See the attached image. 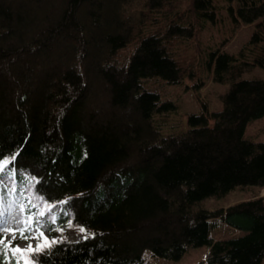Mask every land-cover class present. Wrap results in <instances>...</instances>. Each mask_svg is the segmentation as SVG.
<instances>
[{
	"label": "trees",
	"instance_id": "trees-1",
	"mask_svg": "<svg viewBox=\"0 0 264 264\" xmlns=\"http://www.w3.org/2000/svg\"><path fill=\"white\" fill-rule=\"evenodd\" d=\"M31 1L0 0V171L15 170L0 185V204L18 199L24 220L42 218L49 241L84 229L76 242L61 236L46 264H151L146 252L178 260L200 246L202 264H261L264 197L212 211L197 205L264 187V141L244 136L247 122L264 116V80L242 77L264 70V0H223L231 21L254 29L239 55H205L213 81L228 84L221 108L203 106L166 134L157 118L176 105L147 86L178 85L190 74L170 39L215 23V0ZM136 1L140 21H121L119 7ZM147 15L168 24L152 30ZM91 87L104 109L88 102ZM217 221L242 234L213 240Z\"/></svg>",
	"mask_w": 264,
	"mask_h": 264
},
{
	"label": "rangeland",
	"instance_id": "rangeland-1",
	"mask_svg": "<svg viewBox=\"0 0 264 264\" xmlns=\"http://www.w3.org/2000/svg\"><path fill=\"white\" fill-rule=\"evenodd\" d=\"M56 2L60 3L61 0H49L50 5H55ZM30 3H33V1L30 0ZM235 3L236 1H233L231 3L232 6H234ZM141 5L140 1H136L133 4L119 7L118 15L121 21L125 23H138L140 21L138 12L139 10H144ZM215 5L217 10L215 23L197 24L194 32H192V36L189 38L179 36L170 39V51H172L178 62L182 64L183 68L186 71L188 70L190 74L186 75L178 85H168L159 80H152L147 86L148 88L150 87L158 91L162 98L174 101L176 105L175 112L157 118L158 123L160 122L163 126L162 131L164 134L183 129L185 127L187 115L200 112L203 106H206L210 111L220 110V96L226 92L228 84H218L213 81L212 72L208 71L204 64L205 55L209 50L220 49L223 52L237 56L241 51H245V45L248 43L253 32V24H235L231 21L227 14V3L225 1L215 0ZM186 6V2L180 3L181 10L184 11ZM38 8L40 9V7ZM147 16L148 18L145 20L146 25L151 26L152 30L156 27L154 26L155 23H158L157 27L161 30L168 24L167 20L169 18H167V20H161L158 16ZM134 33L135 28L132 26L131 36H133ZM132 48L133 44L130 41L124 50L119 51L118 60L120 61L121 58L123 59L129 54ZM242 77L246 79L259 78L264 80V70L258 67H252L247 72H244ZM89 92H91V94H89L88 102H92L94 106L96 105L104 109L106 105L98 97L97 89L91 87ZM244 136L255 141H264V116L247 122ZM256 197H264V187H236L222 197L212 196L203 199L197 207H202L211 211L220 208L225 209L230 205ZM19 206V202L15 200H10L7 204H2L0 206V221L7 220L10 228H21L23 224L18 223V221H23V212L20 210ZM39 228L45 237V226L40 220ZM241 234L242 231L234 230L225 223L217 221L214 228L211 230L210 236L213 240H219L239 236ZM36 235L37 233L32 231L31 236L35 237ZM5 236L7 237L6 241H13V237L10 233L0 232V238ZM61 236L65 237L68 241L76 242L85 237V234L78 229H70L63 234L56 235L55 241L62 238ZM14 241L17 242V246L21 249H25L29 243L35 247L37 243V240L34 238L29 240L20 239L19 233H17V237ZM206 255V246H200L189 248L178 260L153 257L148 252L145 254V260L151 264H202L206 259ZM261 264H264V258Z\"/></svg>",
	"mask_w": 264,
	"mask_h": 264
},
{
	"label": "snow or ice",
	"instance_id": "snow-or-ice-1",
	"mask_svg": "<svg viewBox=\"0 0 264 264\" xmlns=\"http://www.w3.org/2000/svg\"><path fill=\"white\" fill-rule=\"evenodd\" d=\"M18 154H13V160L15 156ZM3 154L0 153V160H2ZM15 176L14 165L8 167L7 169L0 171V185H4L7 181L13 179ZM2 199V198H0ZM20 210L25 211V207L20 205ZM39 216H43V212H38ZM18 223L23 224L21 228H10L8 226L9 222L7 220L0 221V232L10 233L13 237V241L17 237V233H19V238L23 240L36 239L37 243L35 247L31 243L27 245L25 249H21L19 246L13 247L12 243H5L7 237L0 238V255L5 256L6 258L2 261V264H12V258H15L16 264H21V258H23V264H46V261L42 258L46 255V250H50L52 245L58 243V241L51 240L49 241L44 237L42 231L39 228V221L35 220L32 215H29L25 220L18 221ZM33 223L37 224L35 229L32 228ZM32 231H35L37 235L35 237L31 236ZM81 232L84 229H80ZM28 232L29 235H25ZM10 253V256H9Z\"/></svg>",
	"mask_w": 264,
	"mask_h": 264
}]
</instances>
